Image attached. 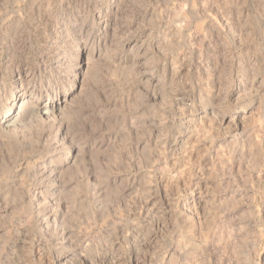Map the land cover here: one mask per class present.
Wrapping results in <instances>:
<instances>
[{
    "label": "clouds",
    "instance_id": "1",
    "mask_svg": "<svg viewBox=\"0 0 264 264\" xmlns=\"http://www.w3.org/2000/svg\"><path fill=\"white\" fill-rule=\"evenodd\" d=\"M64 2L33 0L27 26L4 6L28 87L0 110V264H132L133 245L137 264H260L264 24L249 0H116L102 28L81 0L68 40L84 64L57 71Z\"/></svg>",
    "mask_w": 264,
    "mask_h": 264
},
{
    "label": "rangeland",
    "instance_id": "2",
    "mask_svg": "<svg viewBox=\"0 0 264 264\" xmlns=\"http://www.w3.org/2000/svg\"><path fill=\"white\" fill-rule=\"evenodd\" d=\"M80 2L81 0H65L63 6L56 9L52 19L49 21L48 31L51 35L49 46H51L52 41H56V48L60 49L58 54L52 58L51 67L54 70L60 71L68 67L74 56L79 59L80 65L84 64L82 53L73 52L70 41L68 40L69 34H71L73 39H78L77 33L79 31L80 16L76 11V5ZM32 3L33 0H0V46L3 47L4 51L3 69H0V110L7 111L8 109H12L13 115H15L16 109L19 108L20 102L23 99L24 90L28 86L25 82L23 68H21L20 72H16L14 66L9 67V58L12 52L11 40L18 31L20 18L18 15H13L12 19L6 20L4 6L5 4H10L11 11L16 13L17 9L15 5L20 4L19 11L25 13L24 26H27V14ZM115 3L116 0H89V5L96 13L97 23L100 28L103 27L102 21L104 17L115 10ZM69 4H72L73 7H69ZM249 4L252 11L257 15V19L260 23L264 24V0H249ZM33 11L37 10L34 9ZM56 48H53L54 52ZM42 70H44L43 67ZM80 70L83 72V67ZM55 86L56 84L54 82L52 87ZM41 87L40 82L36 81L32 87L28 88V91L30 92L32 88L39 91ZM43 87L49 88L47 79H45ZM258 187L261 189V195L264 196V184H258ZM7 190L10 191V188ZM49 223H51V219H49ZM41 227L44 228V235L49 236V229L43 223H41ZM52 243L56 244L57 241L53 240ZM40 246L43 247V241H41ZM62 247H68L67 242ZM21 248L22 245H17L19 255H22ZM53 255L55 256L56 253ZM130 255L132 264H137L135 245H133ZM72 257V253H66L62 258L56 260V264H66V262L67 264H72ZM81 259L83 260V264H89L87 259ZM112 259V255L110 253L107 254L103 258V264H112ZM259 261L260 264H264V255L260 256ZM13 264H15V261H13Z\"/></svg>",
    "mask_w": 264,
    "mask_h": 264
}]
</instances>
